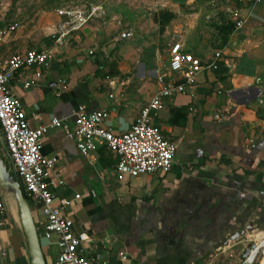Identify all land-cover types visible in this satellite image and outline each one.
I'll return each instance as SVG.
<instances>
[{
  "label": "crops",
  "instance_id": "crops-1",
  "mask_svg": "<svg viewBox=\"0 0 264 264\" xmlns=\"http://www.w3.org/2000/svg\"><path fill=\"white\" fill-rule=\"evenodd\" d=\"M10 1L0 0V27L14 25L0 38V62L28 48L49 53L45 64L15 71L8 88L30 126L51 116L66 124L48 129L40 152L56 157L48 178L53 204L73 232L87 234L86 257L96 264H225L221 250L235 260L246 238L264 233V0H77L73 7L98 5L101 12L60 42V16L32 7L37 0L9 11ZM232 10L244 19L240 28ZM174 42L201 62L213 50L221 60L201 69L191 87L163 97L150 115L175 144L170 170L119 180L116 155L104 145L85 156L77 151L70 111L77 104L105 109L103 125L124 131L157 75L181 81L165 69ZM35 71V84L22 88ZM2 198L0 264H29L18 220ZM27 204L39 233L44 216ZM42 246L52 264L57 248L43 239Z\"/></svg>",
  "mask_w": 264,
  "mask_h": 264
},
{
  "label": "built area",
  "instance_id": "built-area-1",
  "mask_svg": "<svg viewBox=\"0 0 264 264\" xmlns=\"http://www.w3.org/2000/svg\"><path fill=\"white\" fill-rule=\"evenodd\" d=\"M259 1L245 0L247 3ZM98 12H101L98 5L85 9L73 6L57 8L56 14L61 18L55 31L56 41L60 42L70 31L81 28ZM230 16L233 19V27L240 28L244 19L238 11L232 10ZM13 28L14 25L0 27V38L6 30ZM129 35V30L119 33L121 38ZM91 53L92 50H88V54ZM48 57L49 53L46 51L28 48L22 53H12L0 62V134L7 155L6 169L17 180L24 199L36 203L44 216L37 235L46 244H54L57 248L52 264H96L93 258L83 254L81 248V243L88 238L87 234L81 231L73 232L72 221L61 214L60 207L53 204L54 192L49 186L48 178L54 168L56 157L45 156L40 152L41 138L48 129L56 127L66 129V124L62 119L51 116L47 123L30 126L20 100L13 96L8 88L9 80L15 71L43 65ZM219 60H221L219 50H213L209 58L201 62L190 52L181 49L178 42L172 43L168 46L165 69L169 73L178 74L181 81L173 82L161 74L157 75L156 89L150 98L140 107L132 123L117 134L103 125L107 116L105 109L86 111L82 104H77L69 115L77 151L85 156L94 151L97 145H104L108 151L116 155L115 173L119 180L126 176L135 177L140 174L169 171L175 144L162 136L160 129L150 122V115L162 107L163 97L183 92L191 87L201 69H215ZM38 77L39 73L35 71L31 78L22 83V88L34 85ZM57 184H62V181L57 180ZM2 197L0 192V219L5 211ZM73 197L77 198L78 194H74ZM68 204L69 199L62 202L64 206ZM249 243H253L254 247L249 248ZM244 248H247L246 254L239 257ZM221 251L227 259L225 264H260L264 260V233L258 237L246 238L235 260L232 252L227 249Z\"/></svg>",
  "mask_w": 264,
  "mask_h": 264
},
{
  "label": "water",
  "instance_id": "water-1",
  "mask_svg": "<svg viewBox=\"0 0 264 264\" xmlns=\"http://www.w3.org/2000/svg\"><path fill=\"white\" fill-rule=\"evenodd\" d=\"M0 147L4 148L1 134H0ZM0 192L4 197V199H6V201H8L9 199L12 200L15 206L17 220L25 238L29 264H46L41 251V246L37 235V229L35 228L27 201L24 199L21 193L17 180L8 173L5 162L1 157V154H0ZM248 247L253 248L254 244L249 243ZM246 252H247V248H244L242 253L240 254V257H243L246 254Z\"/></svg>",
  "mask_w": 264,
  "mask_h": 264
},
{
  "label": "rangeland",
  "instance_id": "rangeland-1",
  "mask_svg": "<svg viewBox=\"0 0 264 264\" xmlns=\"http://www.w3.org/2000/svg\"><path fill=\"white\" fill-rule=\"evenodd\" d=\"M23 1L25 0H11L9 5L7 6L8 7L7 9L9 11H12V10H15L17 6L20 10H22V8L26 9L27 4H25V2ZM77 2H80V1H77V0H37L36 3L31 6L35 8H42L44 11H50V12L56 13L57 8L65 7V6H74L78 4ZM79 6H83V5H79ZM0 154H1L3 161L6 163L7 155L5 154V149L2 147H0ZM6 166H7V163H6ZM28 203L30 206L29 201ZM39 243L41 246V250L45 252V248L42 246V239L40 238H39ZM46 264H49V263L46 262Z\"/></svg>",
  "mask_w": 264,
  "mask_h": 264
},
{
  "label": "bare ground",
  "instance_id": "bare-ground-1",
  "mask_svg": "<svg viewBox=\"0 0 264 264\" xmlns=\"http://www.w3.org/2000/svg\"><path fill=\"white\" fill-rule=\"evenodd\" d=\"M8 203H9V207H10L11 212L13 213L14 217L17 219V217H16V212H15V206H14L12 200L9 199V200H8ZM260 264H264V260H262V261L260 262Z\"/></svg>",
  "mask_w": 264,
  "mask_h": 264
},
{
  "label": "trees",
  "instance_id": "trees-1",
  "mask_svg": "<svg viewBox=\"0 0 264 264\" xmlns=\"http://www.w3.org/2000/svg\"><path fill=\"white\" fill-rule=\"evenodd\" d=\"M159 29H162V26H159Z\"/></svg>",
  "mask_w": 264,
  "mask_h": 264
}]
</instances>
